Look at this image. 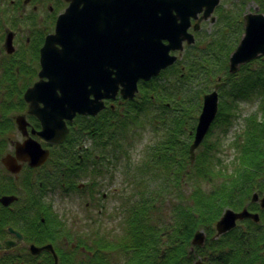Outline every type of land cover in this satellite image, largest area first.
Returning <instances> with one entry per match:
<instances>
[{"label":"rangeland","instance_id":"obj_1","mask_svg":"<svg viewBox=\"0 0 264 264\" xmlns=\"http://www.w3.org/2000/svg\"><path fill=\"white\" fill-rule=\"evenodd\" d=\"M252 4V8L254 9L256 3ZM241 39V37L239 40V37L235 36L226 38L212 37L208 36L207 32L197 34L194 43L190 45L185 44V49L175 54L178 58L173 65L146 82L139 81L135 102L126 99V103L122 105L118 102L112 103L111 105H115L114 116L109 112L110 106L105 107L96 116H88V120L91 118L93 124L102 119L98 124L101 126V133L104 132L102 137L94 138L90 133L86 135L77 131H73V133L67 135L64 141L70 147L76 146V143L83 144V146L88 145L89 149L93 148L92 156L107 152V150L102 149L100 143L105 145L113 144V148H109L106 155V157L112 160L104 167L102 175H90L86 171V173H82L74 178L73 175H69L71 173L68 174L66 172L68 164L66 154L60 151L55 154L52 153L50 159L48 157L42 164L44 166L43 170L46 173L38 175L37 181L34 182L35 188L30 190L40 197V201L43 200L44 203H49V207L47 208L51 209V212L54 213L53 216L56 218L59 216L57 219H62L61 212H63V217H67L66 221L62 220L64 229L67 230L70 227L74 228L77 226V223L73 222V218L76 217L77 213L88 214V222H79L78 225L81 227L77 226L75 229L78 235H84L80 231L81 228L84 227L88 230V246L93 251L86 248L87 246L80 244L73 247L71 244L77 241V236H73L74 238L70 239L67 246V249L70 250L67 264H77L83 261V259L87 258L86 254L92 255V257L97 252L103 254V252L97 251V245L100 243L104 244V246L117 243L124 234L128 208L131 205H139L145 194L146 196H150L152 200H158H155L156 209L154 211L155 217L158 218L155 221L159 222L160 220L157 228L160 230L166 229L169 234L173 228L172 226L177 221L176 212L178 205L187 204L190 200V195L195 189L199 187L203 190L208 189L209 185L204 181H198L199 179H196L194 176L192 178L186 176L178 191L173 185L175 177L172 174L170 177L172 179L170 181L172 183L171 186L164 181V176L167 172L165 169L154 168V171L146 172L143 170V173H140L137 171V167H141L144 161L150 159L152 148L163 149L162 146L166 143V134L168 132L165 128L167 125V115L178 114L182 105V108L187 110L184 120L188 122V129L196 126L198 125L197 118L201 112L200 107L203 104L202 96L214 90L216 83L219 82L218 77H221L223 80L222 87L218 91L220 106L224 94L227 96L225 98L229 99L231 94L237 92L236 86L238 83L246 82L244 79L251 78L255 74H261V72L253 73L251 68L256 66L255 62L240 65L239 71L234 74L229 70V62L228 65L223 64L225 62L221 63L225 56L226 61L228 60V55L224 53L226 51L229 53L233 52L232 48L235 42L239 40V44ZM220 55H223V57L218 59ZM250 74H252L251 77H248ZM260 93L264 98V91ZM256 99L258 101L254 100V102H242L239 104L237 116L226 131L221 129L217 124L214 126L209 142L214 143L216 146L214 151V161L216 164L214 165H216L217 170L221 168V165L216 162L218 159L223 165L231 167L232 162L237 160L238 156L241 155V150L236 148V139L246 129L248 119L258 113V122L264 123V114L260 113V107L264 99L259 100L257 97ZM136 102H139V104ZM174 106V110H179L172 113L169 112L166 115ZM131 108L133 110L132 114L135 112L134 116L129 113ZM217 118L219 121L222 120L219 110ZM78 124H81V121H78ZM180 145L178 144L176 150L180 149ZM160 152L164 156L163 150ZM196 152L201 153V149ZM118 154H120L118 158H122L120 161L117 160ZM180 155L178 158H180ZM47 166H51V168H46ZM172 173H174L173 170ZM259 174L261 177L259 186L261 187L262 185L264 187V173ZM51 178H58L62 186L61 190L57 185L52 192L48 190L47 185L50 184L49 180ZM70 183L74 186L69 188L71 190L74 188L77 191H79L78 184H88V188L86 187L88 195L82 197L80 192L62 193L63 190L68 189L67 184ZM91 183H94V188ZM63 184L67 187H63ZM91 190H93L94 195H92ZM48 193L50 194L47 197ZM263 195L264 193H261V197ZM69 199L71 200L68 205L65 204L64 201ZM246 222L240 221L238 222V226L244 227L243 225ZM51 227L55 229L56 224H51ZM201 230L205 229L202 228ZM83 232L86 233V230H83ZM167 237L168 235L163 240L165 241ZM17 250L18 248H13L11 252L12 260H15V257L18 255ZM31 253L32 258L34 255L39 254ZM105 254L114 262L124 264L125 260L135 255V252L134 249L114 252L105 249ZM29 260L25 261L24 264H39L34 259L29 258ZM64 263V259L63 261L59 259L58 264ZM40 264H49V262L41 261Z\"/></svg>","mask_w":264,"mask_h":264},{"label":"water","instance_id":"obj_2","mask_svg":"<svg viewBox=\"0 0 264 264\" xmlns=\"http://www.w3.org/2000/svg\"><path fill=\"white\" fill-rule=\"evenodd\" d=\"M185 1L174 0L172 11L169 6L167 13L158 17L155 8L160 10L165 0H151L150 5L145 0H72L58 19L55 34L47 37L42 49L41 77L47 80L38 82L26 93L32 104L30 112L38 116L42 128L35 133L37 139L27 138L17 145V154H26L32 166L42 165L49 155L42 143L64 142L69 132L66 119L72 120L76 113L98 115L106 107L105 100L114 99L119 91L124 99L134 98L139 81H148L173 65L178 57L171 52L183 50L185 41L188 44L195 41L188 29L199 5ZM263 54L264 17L258 15L252 20L248 18L245 34L230 55V72H238L240 65ZM222 84L216 83L214 90L204 96L195 139L190 146L192 160L218 113V91ZM38 102H43L45 107L40 108ZM17 123L27 135V123L22 118ZM15 199L4 196L1 202L8 205ZM257 201L264 208V196L260 198L254 193L252 202ZM245 219L259 222L260 215L247 207L241 211L226 209L216 223L218 236ZM204 242V231H196L192 243L202 246ZM13 244L11 240L5 242L7 247ZM44 249L54 252L51 245L31 246L33 254ZM54 255L57 260L55 252Z\"/></svg>","mask_w":264,"mask_h":264},{"label":"flooded vegetation","instance_id":"obj_3","mask_svg":"<svg viewBox=\"0 0 264 264\" xmlns=\"http://www.w3.org/2000/svg\"><path fill=\"white\" fill-rule=\"evenodd\" d=\"M71 1L0 0V264H24L29 258L34 259L39 264L41 261L49 262L53 259L55 264H58L59 259L61 260V257L66 256L68 257L65 260L68 261L70 250L67 249V246L70 239L74 238L73 236H77V241L71 244L73 247L77 244L88 246V230L83 227L80 231L84 235H78L75 229L77 226L81 227L78 225L79 222H88V214L77 213L76 217L73 218V222L77 223V226L74 228L70 227L67 230L64 229L62 222L66 221L67 217H63V212H61L62 219H57L59 216L56 218L53 216L54 213L51 212V209L47 208L49 207V203L46 204L43 200L40 201V197L30 190L35 188L34 182L37 181L38 175L46 173L43 170L44 166H32L26 154L23 152L17 154V145L22 144L27 138L37 139L35 133L42 128L38 116L30 112L32 104L27 100L26 93L38 82L47 80L46 77H41L43 70L42 49L47 37L55 34L58 19L67 11ZM173 1L165 0L160 10L155 8L156 15L160 17L164 13L166 14L169 6L170 11H172L171 5ZM181 1L187 3L185 0ZM187 1L199 5L197 16H191V24L188 29V32L194 36V39L197 34L207 32V35L212 37L226 38L235 36L239 37L240 40V37L242 38L245 34L248 18L252 20L258 15L264 17V0ZM145 2L150 5L151 0H145ZM252 3H256L254 9L252 8ZM120 7L121 5L117 7V10ZM239 40L235 42L234 49L238 46ZM164 43L166 44L168 41H164ZM185 44L190 45L185 41L184 49ZM177 52L179 51H172L171 53L176 54ZM253 62H257L258 65L264 67V54L250 62V64ZM136 95L134 98L128 100H136ZM204 96H202L203 99ZM247 100L241 99L240 103H244ZM114 102L121 103V105L126 103V99L123 98L120 91L114 99L105 100L106 107L110 106L112 112L115 111V105H111ZM136 103L139 104V102ZM38 105L40 108L45 107L43 102H38ZM201 105L203 106V104ZM202 106L200 107L201 110ZM138 107L140 108V106ZM174 108L175 106L166 115L169 112L172 113L179 110H174ZM186 114L187 110L183 109L181 105V110H179L178 114L166 116L167 125L165 128L168 132L165 142L170 147L169 143L177 146L178 144H183L185 142L183 140L190 141L189 157L192 164L197 159L196 151L203 150L206 147L209 151L208 157L201 158L200 161H211L214 163L216 146L214 143L209 142V139L214 126L217 124L218 113L202 142L196 148L194 160L191 158L190 146L195 139L197 125L188 129V122L184 120ZM18 118H22L27 123L25 127L27 135H24L20 131L17 123ZM78 121H81V124H78ZM198 121L199 117L197 118V124ZM65 122L69 129L67 135H70L73 131L88 135L91 131V128L88 129V115L86 114L76 113L72 120L66 119ZM175 122L176 124H182V127L174 124ZM155 132L158 133L156 130ZM90 144L92 145V143ZM104 145H101L102 149L107 150V152L109 148H113V144ZM84 146L83 144L76 143V146L70 147L66 141L61 144L42 143V148L49 151V159L52 153L55 154L58 151L65 152L68 162L66 172L68 174L71 173L69 175H73L74 178L82 173H86V171L90 175H102L104 167L112 159L106 157L107 152L92 156L93 148L89 149L88 145ZM119 155H117L118 161L122 159L118 158ZM181 160L178 156L170 158V161L175 162H180ZM48 167L49 169L51 168V166H47L46 168ZM52 181L54 182L51 183ZM49 183L47 185L49 191L52 192L56 185L61 190L62 186L58 178H51ZM91 184L94 188V183ZM67 186L68 189L63 190L62 193L80 192L82 197L88 195V189H86V187L88 188V184H78L79 191L74 188L71 190L70 188L74 186L71 183L67 184ZM67 186L63 184V187ZM91 193L94 195L93 190H91ZM49 194L46 196L48 197ZM7 195H15L17 198L10 204L4 205L1 202V198ZM92 198L94 199L93 196ZM70 200L64 201V203L68 205ZM53 223L56 224L55 229L50 228V225ZM83 230H86V233ZM203 231L206 234V231ZM16 232L21 235V238L18 237ZM8 240L14 242L10 247L5 245V242ZM49 244L53 246L58 256L57 263L53 252L48 249L43 250L38 255H34L32 258L30 255L32 245L40 247ZM13 248H18V255L14 256L15 260H12L11 252ZM81 250L85 251L84 249Z\"/></svg>","mask_w":264,"mask_h":264},{"label":"trees","instance_id":"obj_4","mask_svg":"<svg viewBox=\"0 0 264 264\" xmlns=\"http://www.w3.org/2000/svg\"><path fill=\"white\" fill-rule=\"evenodd\" d=\"M227 52L224 54L228 55V60L226 61V56L225 60L222 62L220 60L221 63L225 62L223 63L225 65H228L232 53ZM222 57L223 55H220L218 59ZM255 63L256 66L251 68L253 73L261 74L252 77L250 74L248 77L251 78L244 79L246 82L238 83L237 92L231 94L229 99L223 95L219 106L222 120H217V125L224 131L231 126L237 116L241 99H248L245 101L247 103L258 101L256 97L259 100L264 99L260 93L264 91V67ZM109 112L114 116L111 110ZM132 112L131 108L129 113L134 116L135 112L133 114ZM260 113L264 114V102L260 107ZM257 116L258 113L248 119L246 129L236 139V148L241 150V155L232 162V168L223 165L220 160L217 161V164L221 165L218 170L214 160V163L200 161L201 158L208 157L209 151L206 147L201 153L197 152V159L192 164L189 157L190 141H185L177 150L178 145L170 143V147L164 143L163 149L152 148L150 159L144 161L141 167H137L138 172L162 168L167 171L164 181L171 186L172 174L175 177L173 185L178 191L186 176L188 178L194 176L199 179L198 181H204L209 185L208 189L203 190L201 187L195 189L187 204L178 205L177 221L169 234L166 229L157 228L160 220L155 221L158 218L155 217L154 211L158 200H152L145 194L139 205H131L128 208L125 230L120 240L106 246L98 244L97 251L103 254L97 252L93 257L86 254L87 258L77 264H121L106 256L105 249L111 252L134 249L135 255L125 260L124 264H195L199 258L206 264H264V209L260 210L257 204L251 202L254 192L260 195L264 193V187L259 186L261 178L259 173H264V123H259ZM101 121L102 119L93 124L91 118L88 120V129L91 128L90 134L94 138L102 137L104 133H101V126L98 125ZM177 126L182 127V124ZM102 144L100 143V146ZM179 155L182 159L180 162L170 161V158ZM244 207L260 212V221L255 223L247 220L244 227L237 226L229 233L218 236L215 224L223 212L228 208L238 211ZM202 228L206 231V240L204 245L195 246L192 244V238L194 233ZM166 235L168 237L164 241ZM86 248L93 251L89 246ZM66 257H61V260L65 261L64 264H67ZM49 264H55L54 260L49 261Z\"/></svg>","mask_w":264,"mask_h":264},{"label":"bare ground","instance_id":"obj_5","mask_svg":"<svg viewBox=\"0 0 264 264\" xmlns=\"http://www.w3.org/2000/svg\"><path fill=\"white\" fill-rule=\"evenodd\" d=\"M205 240H206V234H205ZM202 263V264H206L205 262H203V260L201 258H199L198 260H196L195 264L197 263Z\"/></svg>","mask_w":264,"mask_h":264}]
</instances>
